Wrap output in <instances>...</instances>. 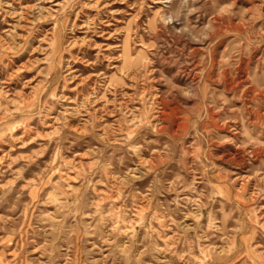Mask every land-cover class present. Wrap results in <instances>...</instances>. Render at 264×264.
Returning <instances> with one entry per match:
<instances>
[{
  "label": "rangeland",
  "instance_id": "374dc122",
  "mask_svg": "<svg viewBox=\"0 0 264 264\" xmlns=\"http://www.w3.org/2000/svg\"><path fill=\"white\" fill-rule=\"evenodd\" d=\"M0 264H264V0H0Z\"/></svg>",
  "mask_w": 264,
  "mask_h": 264
}]
</instances>
